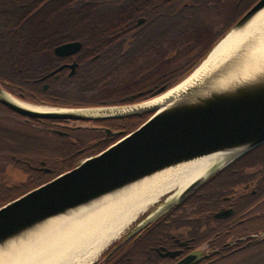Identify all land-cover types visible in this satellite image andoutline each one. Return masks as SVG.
Here are the masks:
<instances>
[{
  "label": "trees",
  "instance_id": "obj_1",
  "mask_svg": "<svg viewBox=\"0 0 264 264\" xmlns=\"http://www.w3.org/2000/svg\"><path fill=\"white\" fill-rule=\"evenodd\" d=\"M255 1L81 0L70 8L68 0H0V86L22 100L58 107L141 102L190 74ZM139 18L144 19L140 25ZM71 40L82 43L66 59L77 62L75 73L50 78V87L43 89L36 79L63 62L54 48ZM147 117L126 118L127 132ZM68 124L75 122L28 118L0 103V206L115 140H102L92 127ZM249 153L225 169L249 161ZM41 161L49 173L34 168ZM9 166L25 170L26 178L11 179ZM123 245L103 257L121 253Z\"/></svg>",
  "mask_w": 264,
  "mask_h": 264
},
{
  "label": "water",
  "instance_id": "obj_2",
  "mask_svg": "<svg viewBox=\"0 0 264 264\" xmlns=\"http://www.w3.org/2000/svg\"><path fill=\"white\" fill-rule=\"evenodd\" d=\"M263 7L264 0H257L208 55L230 31L243 27ZM143 21V18H139L137 24ZM81 47L80 41L65 42L54 48V54L70 56ZM76 65V62L61 65L55 71L67 66L71 69L70 74H73ZM241 65L242 57L230 58L201 82L162 106L153 104L142 107L173 86L168 89L160 87L152 98L132 104L62 107L47 111L18 105L5 97V93H10L0 86V103L28 118L95 121L149 115L135 129L105 149L1 205L0 250L24 239L50 220L66 216L106 196L117 195L165 170L205 156H218L219 159L209 169L188 183L173 199L168 200L174 192L144 214L137 224L139 229L179 204L190 192L237 158L264 143V62L259 67L242 68ZM81 109L98 112L88 115L78 111ZM106 130L111 132L108 128ZM40 169L50 171L47 167ZM120 238L109 253L124 241ZM187 261L179 264H186Z\"/></svg>",
  "mask_w": 264,
  "mask_h": 264
},
{
  "label": "flooded vegetation",
  "instance_id": "obj_3",
  "mask_svg": "<svg viewBox=\"0 0 264 264\" xmlns=\"http://www.w3.org/2000/svg\"><path fill=\"white\" fill-rule=\"evenodd\" d=\"M80 2L68 0L67 3L70 8H76ZM75 54L57 56L64 59L63 62L36 79L43 89L50 87V78L57 79L64 72L72 75L67 66L55 70L61 65L76 62L66 60ZM52 71L55 72L48 75ZM129 117L70 120L75 124L66 126L92 127L95 133L103 136L102 140L116 137L115 142L126 134L125 119ZM249 152V161L224 168L218 178L211 180V177L198 186L160 223H149L138 229L142 216L121 235L120 239L124 240L121 253L103 257L110 254L117 239L101 252L93 264H179L187 259L186 264H264V143ZM41 167H47L45 162L34 166L44 172Z\"/></svg>",
  "mask_w": 264,
  "mask_h": 264
},
{
  "label": "bare ground",
  "instance_id": "obj_4",
  "mask_svg": "<svg viewBox=\"0 0 264 264\" xmlns=\"http://www.w3.org/2000/svg\"><path fill=\"white\" fill-rule=\"evenodd\" d=\"M235 56L242 57V68L259 67L264 62V7L243 27L230 31L184 79L142 107L166 104ZM4 95L28 109L53 110L51 107L27 103L7 93ZM78 111L88 115L98 112L91 109ZM218 159V156L211 155L178 165L134 184L117 195L106 196L66 216L50 220L24 239L0 250V264H90L163 198L174 192L168 200L173 199L176 193L202 175Z\"/></svg>",
  "mask_w": 264,
  "mask_h": 264
},
{
  "label": "rangeland",
  "instance_id": "obj_5",
  "mask_svg": "<svg viewBox=\"0 0 264 264\" xmlns=\"http://www.w3.org/2000/svg\"><path fill=\"white\" fill-rule=\"evenodd\" d=\"M12 96L16 97L14 95H12ZM16 98H18V97H16ZM20 100H22V99H20ZM22 101H25V100H22ZM25 102L30 103V104H34V105L47 106V107H51V108H62V107L48 105V104H36V103L28 102V101H25ZM125 133H127V131ZM115 139H116V137H115ZM7 174L11 177V179H13L15 181L24 180L26 178V176H27V172L25 170H23L22 168H20L19 166H9L8 169H7ZM135 226L136 225H134V227Z\"/></svg>",
  "mask_w": 264,
  "mask_h": 264
}]
</instances>
